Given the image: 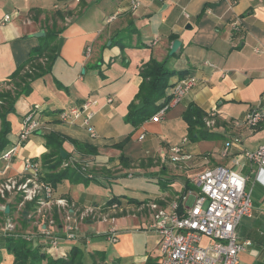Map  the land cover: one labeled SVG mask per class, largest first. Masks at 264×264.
<instances>
[{
    "label": "crops",
    "instance_id": "0c3cea01",
    "mask_svg": "<svg viewBox=\"0 0 264 264\" xmlns=\"http://www.w3.org/2000/svg\"><path fill=\"white\" fill-rule=\"evenodd\" d=\"M137 1L139 5L132 8V0H0V91L7 89L11 72L31 50L43 46L45 54L56 45L57 51L62 38L51 70L34 78L31 92L19 95L7 114L8 142L16 138L30 110L35 111L39 127L10 160H0V180L21 175L25 157L41 160L48 152L44 134H59L63 138L59 152L62 149L67 157L63 163L80 165L89 181L63 179L55 193L78 208L104 206L118 196L125 209L112 224L118 236L115 242L95 235L96 224L82 225L93 231L88 248L99 252L102 261L112 250L118 264H148V260L158 264V236L148 228L153 218L149 204L167 207L190 176L215 165L235 167L232 163L243 148L254 150L264 142V121L254 129L231 123L264 98V0ZM38 31L44 35L34 36ZM54 31H60L55 39H43ZM175 39L180 45L170 54ZM149 58L165 60L167 68L177 71L165 96L184 76L193 77L195 83L160 120L133 125L125 116L131 104L139 103L135 99L142 80L139 69ZM88 99L92 104L86 112H91L96 136L89 134L80 118L61 122L58 117L59 111L81 107ZM190 105L205 113L214 111L215 123L206 127L205 137L185 147L190 160L172 162L170 147L183 138L185 143L190 140L182 118ZM235 137L241 143H235ZM226 141H232L227 159L220 156ZM243 162L245 173L249 162ZM252 191V215L237 227L239 240L249 242L240 261L264 264V171ZM128 197L138 202H129ZM145 233L152 236L153 247L137 261L135 236ZM81 242L62 240L60 249L67 252L78 244L84 248ZM1 256L0 264H11L12 255Z\"/></svg>",
    "mask_w": 264,
    "mask_h": 264
},
{
    "label": "built area",
    "instance_id": "2783aa9c",
    "mask_svg": "<svg viewBox=\"0 0 264 264\" xmlns=\"http://www.w3.org/2000/svg\"><path fill=\"white\" fill-rule=\"evenodd\" d=\"M138 5L137 0H132V8ZM183 14L188 17L187 12ZM8 19L9 16L5 15L4 20ZM232 27L236 29L235 24ZM89 50L87 48V52ZM194 83L195 79L191 76L176 80L172 84L169 101L155 111L149 119L160 120L171 106L181 100ZM91 104L92 101L88 99L81 107L59 111L58 117L63 122H73L80 118L82 126L89 134L96 136V130L91 124V112H86ZM215 116L214 111L206 113L204 117L206 127L214 125ZM263 121L264 98L253 105L242 118L233 119L231 123L235 127L246 126L254 129ZM38 124L39 120L35 117V111H28L22 119L16 138L8 142L6 148L0 151V160H10L29 135L38 128ZM142 137L143 134L140 138ZM233 140L237 144L241 143L239 137ZM185 141L186 138H183L180 143L170 147L169 158L172 162H186L191 159V154L185 149ZM231 142H225L220 152L221 157L228 155ZM239 156L240 158L234 159L235 167L215 165L190 176L189 182L195 188L177 194L167 207L163 208L156 202L149 204L154 211L148 228L153 229L158 236L157 245L160 254L158 264H241L240 254L249 242L239 240L237 227L242 217L252 215V188L260 173L264 171V142L254 150L243 148ZM244 159L249 162V170L245 173L242 172ZM23 170L27 173L26 181L18 183L16 188L12 178L7 179L8 182H4L0 187L1 197L5 190L10 191L12 188L17 192L29 191V181H36L45 195L51 196L53 190L50 184L41 182L37 176L39 164L36 159L25 157ZM189 196H193V201L187 204ZM24 197L31 199L32 195H24ZM58 201L64 200L58 199ZM11 229L10 224H5L3 234H15L10 233ZM54 240L52 239L53 243H55ZM112 240L115 241L116 237L113 236Z\"/></svg>",
    "mask_w": 264,
    "mask_h": 264
},
{
    "label": "trees",
    "instance_id": "16d2710c",
    "mask_svg": "<svg viewBox=\"0 0 264 264\" xmlns=\"http://www.w3.org/2000/svg\"><path fill=\"white\" fill-rule=\"evenodd\" d=\"M58 32L47 33L44 40L55 39L58 36ZM50 41V40H49ZM45 47L40 46L31 50L29 56L19 64L10 74L9 78L14 84L13 89H5L0 91V151L4 149L8 143L7 134L10 131V122L7 119V114L14 110L13 105L15 100L21 94H29L31 92V81L42 75L45 72L51 70L55 57H57L56 46H53L49 50L48 55L45 56L46 61L43 64H33L38 61L39 58L44 56ZM44 58V57H43ZM34 60L33 63H31ZM30 64V65H29ZM30 69V71L27 70ZM176 70L169 69L166 66V61H158L155 58H149L144 62L139 69V75L142 80L138 85V90L135 94V99L139 102H143V106L139 109H135L137 104H131L129 112L125 116L126 120L130 121L133 125H137L157 111L164 103L168 102L171 94L165 96V89L170 85V77L176 74ZM164 100L159 103L160 99ZM206 113L190 105L183 113L182 118L187 123V136L190 140H196L201 137H205L207 133L206 126L204 125V117ZM261 123L255 128H259ZM45 147L48 152L43 154V163L46 159L55 156L54 162L44 168V176L41 178L44 182L52 184L54 187L57 183L63 179H68L70 182H83L88 183L89 179L83 176L81 166L74 164L73 166H66L62 170H58L57 167L61 165L64 159L59 152V147L62 145L63 138L55 132H48L44 134ZM76 143V142H75ZM76 145H78L76 143ZM84 147H88L87 145ZM95 149H91V152ZM35 159V158H34ZM195 188L189 180H186L182 192L188 189ZM1 200V198H0ZM129 202H138L136 198L128 197ZM113 202L119 203L118 196H113L106 204H112ZM0 245L5 249L6 253L13 256L11 264H96L95 256H91V260L87 262V259H83V253L77 246L71 247L67 252L66 257L56 256L52 257L42 251H40L41 245L33 247L29 241L25 240L22 236L16 235H4L1 238ZM1 262V258H0ZM148 264H154L151 260L147 261ZM107 264V262L101 263Z\"/></svg>",
    "mask_w": 264,
    "mask_h": 264
},
{
    "label": "rangeland",
    "instance_id": "374dc122",
    "mask_svg": "<svg viewBox=\"0 0 264 264\" xmlns=\"http://www.w3.org/2000/svg\"><path fill=\"white\" fill-rule=\"evenodd\" d=\"M47 55L48 53L45 52L44 56L39 58V60H42L43 62L42 61L38 62L39 60L34 62L33 60L31 63L34 62L33 64L35 63L43 64L46 61L45 56ZM27 70L30 71L29 68H27ZM10 88L11 89L14 88V84L12 81L9 82V86L7 87V89ZM0 101L1 104L2 100ZM37 127H39V124ZM192 142L194 141L188 140V143H185L186 144L185 147H187V145L189 146L193 144ZM55 158L56 157H54L53 160H50L48 158L44 163L42 159L40 160L38 158H35L39 164V171L37 172V176L39 177L41 182L46 183L44 182V180L41 179L45 174L44 168L50 166L54 162ZM63 161L61 165L57 167L58 170H62L66 166H73L74 164H77L75 162L63 163ZM82 167L86 168L85 166ZM178 169H183V168L179 167ZM26 176L27 173L22 168L21 175L15 177L13 176L8 178H3L2 180H0V187L1 185H3L4 182H8L7 179L12 178L17 188L18 183H23L26 181L25 180ZM28 184L30 187H29V191L27 192L24 191L17 192L16 189L12 188L10 189V191L5 190L3 196L2 197L0 196L1 198L0 242L2 236L9 235V234H3L2 231L3 227H5V224L6 225L10 224L12 229L10 230L11 232L10 231L8 232L15 233L13 235L16 236H22L25 240L29 241L33 247L41 245L40 251L52 257H55L54 253H57L61 257L62 256L66 257L67 252L71 249V247L77 246L78 248L81 249L83 253V259L85 260L87 259V262L88 260L90 261V259L92 258L91 256L94 255L96 264L103 263L99 252H97L96 250L92 251V249L90 250L89 249L90 247L88 248V246L90 245L93 239V231L88 232V230L84 229L82 225L86 224L87 222L96 224L97 225L96 231L94 230L95 235H97L98 237L101 236L105 240L109 239L111 242H115L118 236L116 234V228H114L112 224H114V220L117 217L125 213L124 212L125 209H122L119 206V203L116 202H113L116 203V205H111V204H106L104 206L91 205L90 207L88 206V207L78 208L67 197L56 194L55 187L52 184H50V187L52 188L53 191L51 192L50 197H47L45 195L43 189H40L36 181L35 182L29 181ZM250 184L251 183H249V185ZM115 186L116 188L114 189L116 190V193H118L117 195H121V191H119L120 188L118 187L119 185H115ZM180 193H182V190L179 192V194ZM24 195H32V197L31 199L25 198ZM58 199H63L64 201L60 202L58 201ZM192 201H193V196H189L187 200V204L192 203ZM6 208H8L7 211ZM150 209L152 210L153 213L154 210L151 207ZM245 219L246 216L242 217L241 222L243 223ZM70 234L73 235L74 237L73 236L69 237L68 235ZM113 236L116 237L115 241L112 240ZM151 237L152 236H150L149 233L135 236L136 245H135L134 258L138 259L137 261H141L142 257L147 252L152 250L153 242ZM52 239L53 240L55 239L54 240L55 243H53ZM62 240L72 241V242L83 241L80 244L85 246L84 247L85 249L78 244L71 246L67 252H63L60 249V242ZM108 247L112 248V245H109ZM156 249L158 250V248ZM5 252H6L5 249H3V247L0 245L1 262L3 260L1 255L4 254ZM105 255H106V259H104L105 260L104 263L107 262V264H118L117 258L116 259L113 258L114 256L112 255V250L111 252L106 251ZM158 256H160L159 251H158ZM129 263L130 262L124 264H129Z\"/></svg>",
    "mask_w": 264,
    "mask_h": 264
},
{
    "label": "water",
    "instance_id": "95a60500",
    "mask_svg": "<svg viewBox=\"0 0 264 264\" xmlns=\"http://www.w3.org/2000/svg\"><path fill=\"white\" fill-rule=\"evenodd\" d=\"M187 27H189V25H187ZM34 36H40V35H44V32L43 31H38L36 33L33 34ZM61 44H62V38L60 37L59 38V42H58V46H57V52L59 53L60 51V48H61ZM180 45V41L175 39L173 40L172 44H171V48H170V54H172L176 49L177 47ZM143 106V102H139L137 104V106L135 107V109H139L140 107ZM60 154L62 157H65V152L60 149ZM8 208H6V211H7Z\"/></svg>",
    "mask_w": 264,
    "mask_h": 264
}]
</instances>
